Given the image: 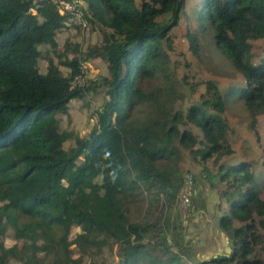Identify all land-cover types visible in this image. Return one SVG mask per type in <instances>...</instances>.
Wrapping results in <instances>:
<instances>
[{"label": "trees", "instance_id": "16d2710c", "mask_svg": "<svg viewBox=\"0 0 264 264\" xmlns=\"http://www.w3.org/2000/svg\"><path fill=\"white\" fill-rule=\"evenodd\" d=\"M83 1L102 40L81 59L79 45L67 39L57 50L66 16L50 0H0V236L10 227L15 240L0 245V264H12L11 258L82 264L75 250L80 256L97 252L108 240L117 245L119 264H264V177L246 160L222 161L233 153L223 117L227 104L239 101L252 126L264 114V47L253 61L254 44L264 41V0L200 3L199 25L209 23L241 81L220 90L207 80L199 102L185 111L176 107L183 94L166 52L185 0ZM186 38L199 56L196 34L188 30ZM39 45L59 57L58 63L49 57L44 72L38 69ZM90 57L107 64V75L81 84L80 64ZM155 78L160 82L150 88L139 84ZM97 86L107 99L92 129L83 136L62 129L69 102ZM70 138L73 144L65 147ZM181 150L201 166L220 198L217 208L226 205L218 227L231 243L229 253L216 247L200 257L192 251V235L181 232L187 225L174 208L183 184ZM193 194L194 188L189 214ZM134 210L141 212L137 220L130 217Z\"/></svg>", "mask_w": 264, "mask_h": 264}, {"label": "rangeland", "instance_id": "374dc122", "mask_svg": "<svg viewBox=\"0 0 264 264\" xmlns=\"http://www.w3.org/2000/svg\"><path fill=\"white\" fill-rule=\"evenodd\" d=\"M135 1L137 4L141 2V0ZM202 1L203 0H185L183 13L177 24L168 32L171 44L168 50H166L167 60L170 64V68L174 67V76L178 82L179 91L183 94L182 100L177 101L176 107H179L184 111L191 104L199 102V95L205 90V83L207 80L214 81L220 90H225L231 84H239L241 81V76L233 70L226 56L216 46L209 23L206 21L201 27L197 21V10ZM85 14L87 15V18L85 19L88 22L86 27H81L80 25L73 23L77 28H65L57 33L56 39L59 40L57 50L62 49L63 42L67 39L72 43H77L79 45L80 50L77 56L81 57V53L86 51L89 46L95 45L102 40L101 27L98 24L90 23L86 11ZM188 30L195 33L198 37L200 44L199 56H196V54H194L189 48L188 40L186 38ZM263 47L264 41H258L254 44L253 51L255 52V57L253 58V61L257 60ZM38 49L41 54L38 60V69L40 72L46 70L47 59L49 57L53 58L58 63L59 57L55 55V51H53L49 45H39ZM69 56L72 55L70 54ZM87 61L90 65L91 71L89 72L87 69V76L80 79L79 83L87 84L90 80L99 82L101 76L107 75V64L103 60L90 57ZM59 68L62 74L67 75L69 73L68 68L64 66H59ZM159 82L160 79L155 78L153 80L139 82V84L146 89ZM190 84L195 85L191 88L189 87ZM106 97L107 93L105 89L97 86L94 91H88L81 100L70 101L67 111L68 116L66 113L60 116L61 128L71 129L79 136L85 135L96 123V112L103 106L104 100L107 99ZM223 117L229 125L228 139L233 148V153L223 157L222 161L233 163L235 160H246L251 163V169L258 174L259 178L264 177V114L257 115L255 124L252 126V119L245 111L244 106L239 101L234 100L227 104V109L224 111ZM189 127L194 132H199V130L192 125H189ZM73 140L74 138H70L64 143V146H71ZM181 151L182 154L180 156L179 166L183 181L186 175L194 174L195 182L193 188L199 184L204 191L205 188L212 191L210 192L211 195L215 197L216 201H219L220 198L215 193V190L210 188L206 179H204V174L201 173V166L192 159L187 150ZM81 158L79 160H81ZM207 166L214 171L211 160L207 161ZM260 197L264 200V184L261 185ZM178 198L179 192L176 196V199ZM221 201L223 202V200ZM221 204H223V208L225 204ZM174 208L180 213L178 203L175 204ZM140 213L134 210L130 217L133 220H137L141 217ZM167 213L168 212L166 211L165 216ZM162 214L164 216V211ZM185 230H181V232L184 234ZM78 231V227L72 228L73 233ZM12 234V228L7 227L5 234L0 236V245L10 247L14 244L15 240L13 239ZM146 237L147 235L145 238ZM170 237L169 241L171 242L170 239L172 238ZM18 244H20V242H18ZM73 247L74 245H71L70 249ZM258 249L260 251V247ZM94 251V248L90 249L89 252L80 256L75 250L73 257L74 259L78 258L82 264H119L118 248L111 240H108V243L102 246L97 252ZM260 253L264 255V252L260 251ZM204 257H206V255ZM10 262L12 264H20L13 258H11Z\"/></svg>", "mask_w": 264, "mask_h": 264}, {"label": "crops", "instance_id": "0c3cea01", "mask_svg": "<svg viewBox=\"0 0 264 264\" xmlns=\"http://www.w3.org/2000/svg\"><path fill=\"white\" fill-rule=\"evenodd\" d=\"M210 192L212 191L207 188L204 191L197 184L194 188L191 212L186 219L181 217L183 224L187 225L184 236L187 238L192 235L190 245L200 257L208 256L216 247L224 249L226 253L231 250L230 241L224 237V233L218 227V218L223 211H226V205L222 208L223 204H221L219 210L217 208L219 201H216ZM213 194L215 195L214 192Z\"/></svg>", "mask_w": 264, "mask_h": 264}, {"label": "built area", "instance_id": "2783aa9c", "mask_svg": "<svg viewBox=\"0 0 264 264\" xmlns=\"http://www.w3.org/2000/svg\"><path fill=\"white\" fill-rule=\"evenodd\" d=\"M57 8L58 12L64 16H66V25L68 26H76L74 24L80 25L81 27H86V21L83 18V6L82 0H50ZM74 23V24H73ZM83 75H86L85 63H81ZM82 75V76H83ZM77 78V82L80 81L83 77ZM85 77V76H84ZM193 192V177L191 174H188L184 177L183 184L179 189V198L177 199V203L179 206V210L182 213L183 218L189 216V200L190 195Z\"/></svg>", "mask_w": 264, "mask_h": 264}, {"label": "clouds", "instance_id": "9594fccd", "mask_svg": "<svg viewBox=\"0 0 264 264\" xmlns=\"http://www.w3.org/2000/svg\"><path fill=\"white\" fill-rule=\"evenodd\" d=\"M82 6H83V13L85 14V11H86V13H88V10H87V5H86V3H85V1H83L82 0ZM36 12V10L34 9L33 10V13H35ZM86 15V14H85ZM86 17H87V15H86ZM84 18V17H83ZM85 19V18H84ZM85 21H86V25H88V22H87V20L85 19ZM65 28H73V29H75V28H77V26H68V25H63V27H61L59 30H58V32L61 30V29H65ZM81 63H85V65H86V69L84 70L85 71V73H86V75H83L84 73L82 72L77 78L79 79L80 78V76H82V77H84V76H87V69L89 70V72L91 71V68H90V65L88 64V61L87 60H85V61H81ZM80 68H81V70H82V65L80 64ZM77 78H76V81H77ZM145 194V193H144ZM187 218V217H186ZM186 218H184V219H186Z\"/></svg>", "mask_w": 264, "mask_h": 264}]
</instances>
